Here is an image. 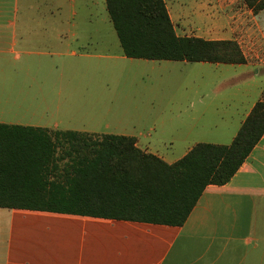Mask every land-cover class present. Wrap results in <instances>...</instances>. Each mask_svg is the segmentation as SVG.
Masks as SVG:
<instances>
[{"label": "crops", "instance_id": "crops-1", "mask_svg": "<svg viewBox=\"0 0 264 264\" xmlns=\"http://www.w3.org/2000/svg\"><path fill=\"white\" fill-rule=\"evenodd\" d=\"M5 1L9 0H0V5ZM11 1L17 10L19 0ZM25 1L28 9L43 10L46 21L55 24L56 34L46 33L43 27L45 35H38L46 21L33 20L32 29H39L33 31L35 35H12V44L28 49V54L32 49H44L57 60L69 55L66 53L73 44L69 40L78 39L60 31L67 25L62 13L68 0ZM78 1L94 4L91 0ZM164 2L177 36L236 41L246 58L245 64L213 65L254 70L242 77L240 87L206 105L211 109L209 117L188 115L185 130L113 134L136 138L138 149L172 164L197 143L229 145L254 105L264 102V10L255 15L241 0L239 10L216 5L213 0ZM185 10L190 19L184 17ZM185 18L191 25L189 30L182 25ZM70 56L77 54L73 51ZM52 61L48 65L52 69L66 65L62 60ZM0 95L4 104H15L9 100V92L2 90ZM16 112L2 110L0 124L96 134L78 122L82 118L68 112L61 116ZM202 119L205 124L196 132V122ZM168 149L180 152V156L172 159ZM0 230V264H264V135L227 184L205 188L182 227L0 208Z\"/></svg>", "mask_w": 264, "mask_h": 264}, {"label": "trees", "instance_id": "trees-1", "mask_svg": "<svg viewBox=\"0 0 264 264\" xmlns=\"http://www.w3.org/2000/svg\"><path fill=\"white\" fill-rule=\"evenodd\" d=\"M258 14L264 0H241ZM128 59L245 64L236 41L177 36L164 0H105ZM264 135L257 102L229 145L167 164L136 138L0 124V208L182 227L209 185L227 184Z\"/></svg>", "mask_w": 264, "mask_h": 264}, {"label": "rangeland", "instance_id": "rangeland-1", "mask_svg": "<svg viewBox=\"0 0 264 264\" xmlns=\"http://www.w3.org/2000/svg\"><path fill=\"white\" fill-rule=\"evenodd\" d=\"M91 1L94 4L85 5L78 0L66 3L62 20L66 19L67 25L60 31L69 37L77 35L78 40H69L73 43L66 53L69 55L58 58L66 65L59 69L48 66L52 59L58 60L46 55V50L32 49L28 54V49L12 44V35H35L33 31L39 29H32L33 20H47L43 10L28 9L25 0H19L17 10L11 0L0 5V92H9V100L15 101L4 104L5 98L0 95V112L37 116L44 113L61 116L68 112L82 118L78 122L96 134L185 130L188 115L209 117L211 109H206V105L240 87L242 77L254 72L244 66L125 58L104 0ZM213 3L235 10L241 7L240 0H213ZM184 17L189 18L188 10ZM188 18L182 19L187 30L191 26ZM43 27L46 33L56 34L53 21L42 24L38 35H45ZM243 50L247 52L246 47ZM73 51L76 57L70 56ZM82 53L92 57L81 58ZM202 121L196 122V132L205 124ZM167 151L172 159L180 156L175 150Z\"/></svg>", "mask_w": 264, "mask_h": 264}]
</instances>
